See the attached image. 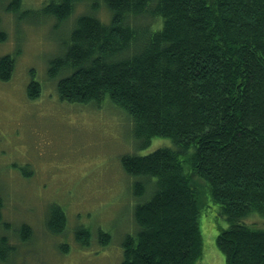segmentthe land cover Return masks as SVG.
Wrapping results in <instances>:
<instances>
[{
  "label": "trees",
  "instance_id": "trees-1",
  "mask_svg": "<svg viewBox=\"0 0 264 264\" xmlns=\"http://www.w3.org/2000/svg\"><path fill=\"white\" fill-rule=\"evenodd\" d=\"M82 1L46 0L43 12L68 22ZM101 1L109 21L96 5L79 15L62 54L49 63V77L62 73L59 97L86 105L109 98L128 115L141 147L156 137L174 143L122 157L140 203L138 229L124 237L119 264L201 259L198 182L228 223L218 225L216 239L226 264H264V228L243 222L254 213L264 217V0ZM21 9L22 0L8 6L19 16ZM13 69L12 55L0 57V80H10ZM41 89L33 79L28 97H39ZM4 207L0 195V226L8 230ZM67 218L52 206L46 227L61 235ZM91 231L77 229L82 247L90 246ZM18 235L27 241L31 227L23 224ZM97 235L102 246L112 240L110 232ZM15 251L0 235V264Z\"/></svg>",
  "mask_w": 264,
  "mask_h": 264
},
{
  "label": "rangeland",
  "instance_id": "rangeland-1",
  "mask_svg": "<svg viewBox=\"0 0 264 264\" xmlns=\"http://www.w3.org/2000/svg\"><path fill=\"white\" fill-rule=\"evenodd\" d=\"M12 0H0V57L12 55V78L0 80V195L5 207L0 235L8 236L16 251L2 264H119L122 241L138 229L134 210L136 178L122 165L127 154H148L160 147L174 146L169 138H154L141 147L133 135V124L109 98L99 104L69 102L59 97L58 78L49 77L52 59L63 52L79 15L96 13L109 21L110 13L101 0L75 5L68 22L45 15L46 0H22L20 16L8 10ZM95 2V3H94ZM35 79L42 92L27 95ZM197 181V178H193ZM200 216L203 255L196 264H226L216 244L220 206L206 195ZM67 213L66 230L52 234L46 219L52 206ZM243 222L264 228V217L254 213ZM2 223V225H3ZM23 224L31 227L30 238L22 242ZM92 230L89 247H82L76 231ZM110 232L111 242L102 246L97 233Z\"/></svg>",
  "mask_w": 264,
  "mask_h": 264
},
{
  "label": "bare ground",
  "instance_id": "bare-ground-1",
  "mask_svg": "<svg viewBox=\"0 0 264 264\" xmlns=\"http://www.w3.org/2000/svg\"><path fill=\"white\" fill-rule=\"evenodd\" d=\"M104 101V100H103Z\"/></svg>",
  "mask_w": 264,
  "mask_h": 264
}]
</instances>
